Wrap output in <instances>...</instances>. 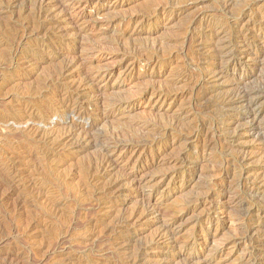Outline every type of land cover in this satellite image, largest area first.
Masks as SVG:
<instances>
[{"label": "rangeland", "instance_id": "rangeland-1", "mask_svg": "<svg viewBox=\"0 0 264 264\" xmlns=\"http://www.w3.org/2000/svg\"><path fill=\"white\" fill-rule=\"evenodd\" d=\"M260 39L264 0H0V264H264V146L223 103Z\"/></svg>", "mask_w": 264, "mask_h": 264}, {"label": "bare ground", "instance_id": "bare-ground-1", "mask_svg": "<svg viewBox=\"0 0 264 264\" xmlns=\"http://www.w3.org/2000/svg\"><path fill=\"white\" fill-rule=\"evenodd\" d=\"M45 1V0H44ZM244 1V0H243ZM43 2V1H42ZM224 2V1H223ZM222 2V3H223ZM246 2V1H245ZM61 3V2H60ZM225 3V2H224ZM232 3H234V2H232ZM42 4H44V3H42ZM236 4V3H235ZM46 5V4H45ZM56 5V4H55ZM59 5V4H58ZM62 5V4H61ZM229 5H231V4H229ZM233 5V4H232ZM231 5V6H232ZM51 6V5H50ZM165 6V5H164ZM226 6L228 7V3L226 4ZM236 6H238V4L236 5ZM235 6V7H236ZM41 7H44V6H42L41 5ZM47 7V6H46ZM49 7V6H48ZM59 6H57V8H58ZM63 7V6H62ZM224 7H225V5H224ZM230 7V6H229ZM51 8V7H50ZM160 8V7H159ZM214 8V7H213ZM234 8V7H233ZM239 8V7H238ZM61 9V8H60ZM42 10V9H41ZM41 10H40V12H41ZM64 10V9H63ZM67 9H65V11H66ZM229 10V9H228ZM45 11V10H44ZM68 11V10H67ZM157 11H158V8H157ZM55 12V11H54ZM57 12V11H56ZM46 13V12H45ZM53 13V12H52ZM51 13V14H52ZM61 13V12H60ZM67 13V12H66ZM49 14V13H48ZM47 14V15H48ZM50 15V14H49ZM60 15V14H59ZM69 15V14H68ZM243 15V14H242ZM235 16V15H234ZM51 18V17H50ZM54 18V17H53ZM47 21V20H46ZM47 23V22H46ZM33 24V23H32ZM42 24V23H41ZM39 26V25H38ZM218 28V27H217ZM215 32V35H216V37L218 38V41L217 42H219V40H220V37H221V34L224 32V30L223 29H221V27H220V30H215L214 31ZM237 34H239V33H237ZM205 36V35H204ZM213 36V35H212ZM211 36V37H212ZM226 36V35H225ZM224 36V37H225ZM239 36V35H238ZM20 37V36H19ZM223 37V36H222ZM233 37V36H232ZM202 38V37H201ZM239 38H241V41L240 42H242V44H244V46H250L251 44V42H249L248 40H247V38L244 36V35H240L239 36ZM237 39H238V37H237ZM224 40V39H223ZM223 40H221V41H223ZM235 40H236V38H235ZM190 41V40H189ZM200 41V40H199ZM211 42V41H210ZM225 42V41H224ZM228 42V41H227ZM249 42V43H248ZM212 43V42H211ZM237 43V42H236ZM20 44V43H19ZM225 44V43H224ZM233 44V43H232ZM220 46V45H219ZM255 46H256V48H258V50H264V42H262V40L260 39V40H258V41H256L255 42ZM152 47V46H151ZM135 48H133V50H134ZM213 49H215V48H213ZM212 50V49H211ZM135 51V50H134ZM210 52V51H209ZM237 51L235 50V49H233V48H228V45H226V47H224V49H220V48H216L215 49V53H213V54H211V55H213V57L215 56V57H220V58H223L224 59V57H227L228 58V60H230V59H232V58H235L236 57V55H237ZM245 54H246V52H244ZM16 54V53H15ZM17 56V55H16ZM249 58H250V55H247ZM47 58V57H46ZM255 60V59H254ZM224 61V60H223ZM214 63V62H213ZM212 63V64H213ZM216 63V62H215ZM226 65H227V63H225ZM68 65V64H67ZM214 65V64H213ZM261 66H263V68H264V62H261ZM66 67V66H65ZM71 67V66H70ZM256 67V66H255ZM209 68V67H208ZM211 68V67H210ZM224 68V67H223ZM223 68L222 69H214L213 70V75L215 74L216 76H219V77H223L224 76V74H225V70H223ZM243 69V68H242ZM255 69V68H254ZM67 70V69H66ZM69 70V69H68ZM212 71V70H211ZM65 72V71H64ZM72 72V71H71ZM102 72V71H101ZM56 73V72H55ZM58 73V72H57ZM68 74H69V72H68ZM54 75H57V74H54ZM93 76V75H92ZM92 76H91V78H92ZM104 76V75H103ZM57 77H59V76H57ZM96 77V76H95ZM90 78V79H91ZM213 78V77H212ZM216 78V77H215ZM218 78V77H217ZM216 78V79H217ZM88 79V78H87ZM96 79V78H95ZM226 79V78H225ZM59 80V79H58ZM93 80V79H92ZM91 80V81H92ZM53 81V80H52ZM90 81V80H89ZM214 81V80H213ZM215 82V81H214ZM245 82V81H244ZM244 82H240V81H236V80H234V82L232 83V87H231V89L229 90V92H228V94L225 96V97H223L224 98V100H223V103H225V105L227 106V107H231L232 108V106H235V107H237V108H239V109H242L244 112H245V114H246V116H247V119H248V127H247V131L249 132V133H252V134H255L256 135V137L258 138V140L260 141H258L259 143H261L263 146H264V132H263V124H262V122L260 121V117L262 116V105H264L263 104V101H261V97H262V94H264V84H263V86H256V85H253V86H248L246 83H244ZM263 82V81H262ZM54 83V82H53ZM83 83V82H82ZM94 83V82H93ZM203 84V83H202ZM91 86V85H90ZM66 87V86H65ZM64 87V88H65ZM67 88V87H66ZM74 90V89H73ZM163 90V89H162ZM164 91V90H163ZM71 92V91H70ZM224 93V92H223ZM163 95V94H162ZM207 95V94H206ZM212 96V95H211ZM74 97V96H73ZM76 97V96H75ZM80 97V96H79ZM67 98V97H66ZM78 99V98H77ZM208 99V98H207ZM76 100V99H75ZM74 100V101H75ZM79 100V99H78ZM65 101V100H64ZM71 101V100H70ZM70 101H69V103H70ZM207 101V100H206ZM71 102H73V101H71ZM82 102V101H81ZM68 103V104H69ZM74 103H76V102H74ZM84 103V102H83ZM79 104H80V102H79ZM65 105V104H64ZM75 105V104H74ZM68 106V105H67ZM66 106V107H67ZM78 106V105H77ZM218 106V105H217ZM65 107V106H64ZM234 107V108H235ZM225 108V107H224ZM67 109V108H66ZM221 113V112H220ZM70 114L72 115L71 116V118H72V122H73V120L74 119H76V115H81L82 117H83V114L81 113V111H79V113H78V111L76 110V108H72L71 110H70ZM109 114V113H108ZM115 114V113H114ZM67 115V114H66ZM112 115H113V113H112ZM110 117V116H109ZM69 118V117H68ZM68 120V119H67ZM77 120V119H76ZM84 120V119H83ZM221 121V120H220ZM85 122V121H84ZM228 122V121H227ZM82 123V122H81ZM171 123H173V122H171ZM222 123V122H221ZM229 123V122H228ZM228 123H226V124H228ZM74 125H76V126H79L80 124H76V123H73ZM85 124V123H84ZM229 124H231V122L229 123ZM233 124V123H232ZM82 126V125H81ZM179 126V125H178ZM230 126V125H229ZM69 127V126H68ZM180 127V126H179ZM184 127V126H183ZM225 128V127H224ZM85 129V128H84ZM229 129V128H228ZM80 130V129H79ZM225 130V129H224ZM81 131H83V130H81ZM84 132V131H83ZM146 132V131H145ZM40 133V132H39ZM70 133V132H69ZM80 133V132H79ZM92 133V132H91ZM91 133H90V135H91ZM229 133H231V132H229ZM73 134V133H72ZM75 134V133H74ZM73 134V135H74ZM84 134V133H83ZM158 134H160V133H158ZM157 134V135H158ZM125 135V134H124ZM208 135V134H207ZM69 136V135H68ZM77 136V135H76ZM84 136V135H83ZM86 136V135H85ZM85 136H84V138H85ZM87 136H88V134H87ZM126 136V135H125ZM129 136V135H128ZM90 137V136H89ZM132 137V136H131ZM156 137V136H155ZM157 137H159V135L157 136ZM93 138V137H92ZM160 138V137H159ZM65 139V138H64ZM71 139V138H70ZM78 139V138H77ZM98 138H96V140H97ZM125 139V138H124ZM157 139V138H156ZM67 140V139H66ZM81 140V139H80ZM89 140V139H88ZM95 140V139H94ZM100 140V139H99ZM120 140V139H119ZM211 140V139H210ZM69 141H71V140H69ZM78 141V140H77ZM111 141V140H110ZM156 141V140H155ZM73 142H74V140H73ZM85 142V141H84ZM96 142V144L99 142H97V141H95ZM118 142V141H117ZM117 142H116V144H117ZM81 143V142H80ZM82 143H83V141H82ZM81 143V144H82ZM77 144V143H76ZM105 144V143H104ZM127 144V143H126ZM80 144H78V146H79ZM88 145V144H87ZM93 145V144H92ZM119 146V145H118ZM128 146V145H127ZM91 147V146H90ZM95 147V146H94ZM136 147V146H135ZM123 148V147H122ZM126 148V147H125ZM124 148V149H125ZM264 148V147H263ZM123 150V149H122ZM124 151V150H123ZM122 151V152H123ZM126 151V150H125ZM245 151V150H244ZM249 153V152H248ZM245 154V153H244ZM242 155H243V153H242ZM264 156V155H263ZM242 157V156H241ZM246 158V157H245ZM245 158H244V160H245ZM263 158V157H262ZM247 160H248V158H247ZM104 162V161H103ZM112 162V161H111ZM246 162V161H245ZM98 164V163H97ZM99 164H100V162H99ZM180 166V165H179ZM92 167V166H91ZM107 168H108V166H106ZM99 168V167H98ZM97 168V169H98ZM169 168V167H168ZM94 169V168H93ZM105 169V168H104ZM172 169V168H171ZM101 170V169H100ZM105 171V170H104ZM103 171V172H104ZM258 175V174H257ZM261 176H262V174H261ZM264 176V175H263ZM234 177V176H233ZM254 178V177H253ZM252 178V179H253ZM262 178H264V177H262ZM100 180V179H99ZM118 180V179H117ZM119 181V180H118ZM263 181V180H262ZM100 182V181H99ZM226 182V181H225ZM260 182V181H259ZM117 183H119V182H117ZM115 184V183H114ZM114 186V185H113ZM213 187V186H212ZM251 189V188H250ZM253 192V191H252ZM254 194V193H253ZM263 208V207H262ZM143 212V211H142ZM123 220V219H122ZM174 220V219H173ZM164 225H165V223H164ZM166 226H167V224H166ZM163 231V230H162ZM173 232V231H172ZM161 233H163V232H161ZM164 234V233H163ZM162 234V235H163ZM166 236V235H165ZM170 236V235H169ZM251 236V235H250ZM172 237V236H171ZM61 243V242H60ZM141 250V249H140ZM143 250V249H142ZM175 253V252H174ZM143 256V255H142ZM135 259V258H134ZM142 261H144V260H142ZM134 262V261H133ZM128 263V262H127Z\"/></svg>", "mask_w": 264, "mask_h": 264}]
</instances>
